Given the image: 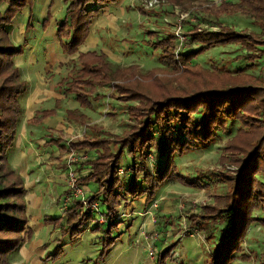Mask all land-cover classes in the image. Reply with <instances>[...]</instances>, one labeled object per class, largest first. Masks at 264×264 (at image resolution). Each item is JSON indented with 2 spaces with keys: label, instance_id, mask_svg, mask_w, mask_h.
Returning a JSON list of instances; mask_svg holds the SVG:
<instances>
[{
  "label": "trees",
  "instance_id": "1",
  "mask_svg": "<svg viewBox=\"0 0 264 264\" xmlns=\"http://www.w3.org/2000/svg\"><path fill=\"white\" fill-rule=\"evenodd\" d=\"M63 1L65 15L56 24V32L61 51L78 55L75 59L78 66L66 74L58 88L79 107L90 108L91 100L99 99L94 96L97 88L110 86L115 98L127 104L133 124L123 135H114L96 124L88 125L91 135L70 140L69 147L60 146L62 138L52 137L46 143L60 151L93 153L91 160L79 165V172L84 169L86 172L75 185L92 184L97 190L84 202L74 200L62 216L54 219L45 216V224L61 226L63 233L78 239L97 221L91 207L97 203L104 205L100 215L105 221L91 229L93 233H101L99 256H103L123 236L119 230L123 224L121 202L145 196L147 204L152 203L168 181L196 188V181L178 171L176 157L209 148L219 131L228 133L230 125L239 122V129L227 141L221 155L224 169L233 168L219 174L225 192L214 194L212 204H200L195 213H186L185 228L193 234L203 233L210 243L214 241L213 229L223 226L219 239L208 250L206 264L251 261L253 256L244 250L243 241L250 226L256 223L264 226V77L255 78L242 70L207 71L192 62L208 49L228 44H239L252 63L264 57V0H225L218 9L210 8L215 18L237 13L250 16L260 33L239 31L223 24L217 25L218 30L196 27L187 36L199 45L198 49L178 55L173 36L165 37L154 46L161 50L163 61L173 72L150 70L148 75L140 74L135 67L114 70L107 57L96 51L79 52L95 18L120 0ZM33 2L0 0V264H14L12 258L34 236L27 215L25 181L9 163L22 121L20 98L27 91V81L14 62L24 53L26 42L16 47L11 32L15 17L26 8L30 10L25 28H31ZM55 104L51 109L36 110L27 124L37 127L55 117L63 109L61 99H55ZM63 110L69 121L86 125V117L79 109ZM153 155L156 164L152 166L149 156ZM124 157L132 159L129 171L133 174L125 183L118 174ZM173 246L158 252L156 264H168ZM55 248L41 262L53 260L63 251L61 244Z\"/></svg>",
  "mask_w": 264,
  "mask_h": 264
},
{
  "label": "rangeland",
  "instance_id": "2",
  "mask_svg": "<svg viewBox=\"0 0 264 264\" xmlns=\"http://www.w3.org/2000/svg\"><path fill=\"white\" fill-rule=\"evenodd\" d=\"M150 0H122L120 5L111 10L105 9L94 20L87 40L79 49L81 53L96 51L107 57L112 69L118 70L135 67L140 74L148 75L150 70L172 73V68L161 57V50L154 43L165 37L173 36L175 54L189 53L199 45L187 36L192 29L218 30L217 25L231 26L237 30L260 33L250 16L237 13L223 14L219 18L211 13L225 0H159L160 5L147 8ZM5 6L2 7V10ZM66 3L63 0H34L32 7L31 28L26 30L28 13L26 8L13 21L11 40L16 47L26 42L25 51L16 57L14 62L21 70V76L27 81V91L20 98L23 109L22 121L18 128V137L9 155L12 168L25 181L27 188V215L34 230V239L38 244L29 253L17 254L12 258L14 264H156V256L162 249L173 246L168 264H206L209 260L208 250L213 248L219 239L222 225L213 229L214 241L208 243L203 233L193 234L185 228L186 213H195L200 204H212L214 194H223L225 185L219 174L226 170L233 171L231 166L221 163V155L227 141L239 129V122L232 123L228 133L219 136L207 149H196L194 152L176 157L178 171L187 178L196 181L197 187H188L168 181L160 188L152 203L146 204L145 197H140L130 213L134 230L126 229L123 221L119 230L123 236L103 256L100 238L92 239L83 233L78 239L63 233L61 226L45 224L44 217L61 216L67 209L68 199H72V180L86 172H79V165L94 157L86 150L60 151L55 145L46 146L53 137L62 138L60 146L69 147L72 139L87 134L88 125H98L114 135H123L133 121L128 116V106L115 98L113 88L98 87L95 95L99 99L91 100L92 107L81 108L71 96H64L58 83L78 66V55H68L61 51L56 24L65 15ZM26 11L27 14H26ZM26 14V15H25ZM47 22L46 25L44 23ZM23 28V29H22ZM182 37L180 41L178 36ZM177 37V38H176ZM75 60V62H73ZM202 69L238 70L255 78L264 77V57L252 63L246 50L239 44L215 46L199 55L192 62ZM55 99H61L63 109H79L86 117V125L75 123L64 117V110L37 127L27 124L36 110H47L55 107ZM132 159L124 157L122 181L129 182L133 174L129 171ZM156 160L151 163L155 165ZM88 195L95 192L96 186L84 187ZM129 202L120 206V217L127 210ZM70 205V204H69ZM94 213L97 221L102 223L100 215L105 206L99 205ZM138 213H140L138 215ZM256 214H261L256 212ZM130 219V218H129ZM105 221V220H104ZM244 250L253 256L251 261L237 260L235 264L264 263V226L258 223L250 226ZM126 229V230H125ZM99 233V232H98ZM101 236V233H100ZM61 244L63 251L55 259L41 262L46 255L53 254L55 247Z\"/></svg>",
  "mask_w": 264,
  "mask_h": 264
},
{
  "label": "crops",
  "instance_id": "3",
  "mask_svg": "<svg viewBox=\"0 0 264 264\" xmlns=\"http://www.w3.org/2000/svg\"><path fill=\"white\" fill-rule=\"evenodd\" d=\"M122 0H120V2H121ZM120 2L118 3V4H116V5H111V6H108L107 8H105V9H109V10H111L112 8H114L115 6H118V5H120ZM27 12L28 11H26V14H27ZM25 14V15H26ZM58 23V22H57ZM23 29V28H22ZM47 120H49V119H47ZM87 190V189H86ZM88 193V192H87ZM145 197V196H144ZM133 203L132 204H130V203H128L129 205H128V207H127V210L124 212V214H123V216L121 217V221H124V222H126V220H129L128 221V223H127V225H131V216L133 215V213L134 214H137V211H133V213H130L131 212V210L134 208V207H136L134 204L137 202V200H135V201H132ZM145 202H146V197H145ZM146 204H147V202H146ZM100 205V204H99ZM68 206H69V204H68ZM100 207V206H99ZM69 207H67V209H68ZM67 209H65V210H62V213L61 214H59V215H63V213L67 210ZM140 213H138V215H139ZM57 217H59V216H57ZM48 218H51V217H48ZM54 218H56V217H54ZM54 218H52V219H54ZM130 218V219H129ZM135 222H137V221H134V223L131 225V227L130 228H126V229H129V231L131 232V230H134V227L136 226V223ZM30 225V224H29ZM31 227V226H30ZM93 228V225H90V227L88 228V229H86L85 231H84V233L86 234V235H90V237L92 238V239H96V238H98V237H100V233H93L92 231H91V229ZM31 229L33 230V228L31 227ZM125 229V230H126ZM33 233H34V230H33ZM34 238V237H33ZM28 244V242L26 243V245H24L22 248H21V250H20V252L19 253H23L24 252V255L26 256V254H28L29 253V246L33 249V247H35L36 245H38L40 248L41 247H43V242H40V244H38L34 239L30 242V244L29 245H27ZM41 258H42V256H41Z\"/></svg>",
  "mask_w": 264,
  "mask_h": 264
},
{
  "label": "built area",
  "instance_id": "4",
  "mask_svg": "<svg viewBox=\"0 0 264 264\" xmlns=\"http://www.w3.org/2000/svg\"><path fill=\"white\" fill-rule=\"evenodd\" d=\"M160 5V1L159 0H150L148 2V5H147V8H152V7H155V6H159ZM176 36H178V40L177 41H180V38L182 39V37L179 35L176 34ZM177 38V37H176ZM182 42V41H180ZM179 52H177L176 55H178ZM149 159L151 161H153L155 158H154V155L153 156H149ZM123 166L118 170V174L119 176L122 178V176L124 175L123 174ZM79 177H74L72 180L74 181V183L72 184V190H73V195H72V199H68V201H70L68 204H70L68 207H71L73 205V201L74 200H78V201H85V199L88 197V193H87V190L84 188V187H80V186H77L75 185V182L77 181ZM91 211L93 213H97L99 211V204H95L91 207ZM104 222V220L102 219V223Z\"/></svg>",
  "mask_w": 264,
  "mask_h": 264
}]
</instances>
